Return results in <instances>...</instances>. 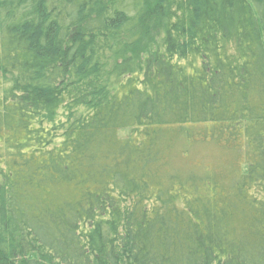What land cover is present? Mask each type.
<instances>
[{
	"label": "trees",
	"instance_id": "1",
	"mask_svg": "<svg viewBox=\"0 0 264 264\" xmlns=\"http://www.w3.org/2000/svg\"><path fill=\"white\" fill-rule=\"evenodd\" d=\"M0 264H264V0H0Z\"/></svg>",
	"mask_w": 264,
	"mask_h": 264
}]
</instances>
